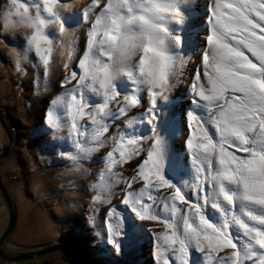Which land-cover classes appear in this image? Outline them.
Segmentation results:
<instances>
[{
  "label": "snow or ice",
  "instance_id": "obj_1",
  "mask_svg": "<svg viewBox=\"0 0 264 264\" xmlns=\"http://www.w3.org/2000/svg\"><path fill=\"white\" fill-rule=\"evenodd\" d=\"M205 10L201 29L189 0H0V38L23 31L15 69L31 54L45 83L81 30L42 123L73 170L99 152L85 217L98 264L145 241L153 264H264V0Z\"/></svg>",
  "mask_w": 264,
  "mask_h": 264
},
{
  "label": "rangeland",
  "instance_id": "obj_2",
  "mask_svg": "<svg viewBox=\"0 0 264 264\" xmlns=\"http://www.w3.org/2000/svg\"><path fill=\"white\" fill-rule=\"evenodd\" d=\"M85 2L76 0V4ZM205 2L189 0L195 13L194 20L201 29L206 16ZM5 35L8 36L7 40L0 38V113L14 137V146L0 160V181L13 202L16 219L2 252L10 256L32 253L51 247L53 241H59L76 252L81 264H98L100 256L91 245L92 234L87 230L85 217L89 197L93 194L86 189L95 182L92 177L101 167L92 163L99 157V152L93 154L89 161H81L80 168L87 170V174L73 170L71 162L54 154L51 137L42 123L50 100L61 91L55 85L65 74L63 62L68 58L66 42L71 41L82 47L81 30L74 34L66 33L60 39L61 47L54 53L46 83L40 75L42 69L34 64L31 54L22 64L25 70L18 72L15 69L23 31ZM79 55L80 51L75 50L73 63ZM198 67L199 62L193 56L186 68L182 69L183 81L190 80L191 72ZM183 81L173 93L180 97L176 106L177 128L188 103L183 98L188 85ZM3 134L6 146L8 139L4 131ZM181 138L177 137L178 142ZM123 174L132 175L128 165H124ZM120 187L118 185L113 189L117 193L113 204L118 203ZM100 207L102 209L104 206ZM7 223L8 210L0 195V237ZM119 260L120 264H153L150 244L145 241L142 246L125 251ZM0 264L75 263L67 252L58 251L19 263H7L0 258Z\"/></svg>",
  "mask_w": 264,
  "mask_h": 264
},
{
  "label": "water",
  "instance_id": "obj_3",
  "mask_svg": "<svg viewBox=\"0 0 264 264\" xmlns=\"http://www.w3.org/2000/svg\"><path fill=\"white\" fill-rule=\"evenodd\" d=\"M0 126L2 127V129L5 132L7 139H8L7 145L4 147V149L0 153V160H2L5 156H7V154L13 148L14 137H13L12 133L10 132L8 126L6 125L5 121L3 120L1 113H0ZM0 195L3 198V200L6 204L7 210H8V223H7L5 231L3 232V234L0 237V258L2 260H4L7 263H19V262H23V261H27V260H32V259H35L37 257H42V256L48 255V254L53 253V252L64 251V252H67L69 255L72 256L75 264H81V261L79 260L76 252L72 248H69V247L62 245V244L53 245L51 247H48L46 249H43V250H40L37 252L25 253V254H20V255H15V256H10V255L4 254L2 252V246L5 243V241L7 240V238L10 236V234L12 233V231L15 227L16 216H15V208H14L13 202H12L7 190L2 185L1 181H0Z\"/></svg>",
  "mask_w": 264,
  "mask_h": 264
},
{
  "label": "bare ground",
  "instance_id": "obj_4",
  "mask_svg": "<svg viewBox=\"0 0 264 264\" xmlns=\"http://www.w3.org/2000/svg\"><path fill=\"white\" fill-rule=\"evenodd\" d=\"M202 8V7H201ZM3 139H4V134H3V130H2V128H1V126H0V153L2 152V150L4 149V141H3ZM53 245H60V242L59 241H53L52 242V246Z\"/></svg>",
  "mask_w": 264,
  "mask_h": 264
}]
</instances>
